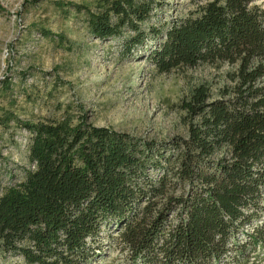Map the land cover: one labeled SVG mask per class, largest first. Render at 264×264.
Listing matches in <instances>:
<instances>
[{"label": "trees", "instance_id": "16d2710c", "mask_svg": "<svg viewBox=\"0 0 264 264\" xmlns=\"http://www.w3.org/2000/svg\"><path fill=\"white\" fill-rule=\"evenodd\" d=\"M152 0H100L92 35L155 45L160 73L236 66L213 99L194 89L189 135L157 144L86 115L22 122L28 167L0 194V250L24 264H94L104 228L133 264H264V7L212 0L194 16L152 23ZM147 28H144V26ZM245 236V240L239 239Z\"/></svg>", "mask_w": 264, "mask_h": 264}, {"label": "rangeland", "instance_id": "374dc122", "mask_svg": "<svg viewBox=\"0 0 264 264\" xmlns=\"http://www.w3.org/2000/svg\"><path fill=\"white\" fill-rule=\"evenodd\" d=\"M152 23L194 16L212 0H152ZM100 0H0V194L28 167L29 134L22 122L86 115L96 127L110 128L157 144L189 135L185 104L205 85L213 99L233 83L236 66L199 65L160 73L146 42L132 54L123 42L130 34L101 39L89 31V16ZM264 7V0H256ZM144 28H147L145 25ZM93 246L94 264H133L104 228ZM239 239L245 240V236ZM264 260V250L261 251ZM0 264H24L4 255ZM142 264V263H138Z\"/></svg>", "mask_w": 264, "mask_h": 264}]
</instances>
